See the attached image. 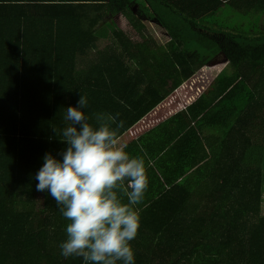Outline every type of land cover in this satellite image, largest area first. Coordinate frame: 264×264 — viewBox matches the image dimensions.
<instances>
[{
    "label": "trees",
    "instance_id": "16d2710c",
    "mask_svg": "<svg viewBox=\"0 0 264 264\" xmlns=\"http://www.w3.org/2000/svg\"><path fill=\"white\" fill-rule=\"evenodd\" d=\"M149 1L166 45L136 0H0V264H82L34 180L81 95L145 161L136 264H264V31L223 0Z\"/></svg>",
    "mask_w": 264,
    "mask_h": 264
},
{
    "label": "clouds",
    "instance_id": "9594fccd",
    "mask_svg": "<svg viewBox=\"0 0 264 264\" xmlns=\"http://www.w3.org/2000/svg\"><path fill=\"white\" fill-rule=\"evenodd\" d=\"M88 100L65 108L59 157L47 153L34 175L35 190L50 196L68 221L59 244L65 259L82 264H136L132 241L141 227L138 206L147 190L146 165L121 144L118 115L86 114Z\"/></svg>",
    "mask_w": 264,
    "mask_h": 264
},
{
    "label": "crops",
    "instance_id": "0c3cea01",
    "mask_svg": "<svg viewBox=\"0 0 264 264\" xmlns=\"http://www.w3.org/2000/svg\"><path fill=\"white\" fill-rule=\"evenodd\" d=\"M223 3L225 8L218 14L219 20H222L225 24L238 28L247 27L250 22H253V28L262 29L261 31H264V0H223ZM134 4L135 13L142 23L145 24L147 31L149 32V27L155 28H150L152 32L150 36L155 37L158 29L163 30L157 14L165 15L166 9L151 3L149 0H136ZM139 13H141V16H144V18L139 16ZM152 15L156 17L153 20L149 18ZM261 31L254 33V35L260 37L262 34ZM96 55V52L92 53L90 56L91 59H95Z\"/></svg>",
    "mask_w": 264,
    "mask_h": 264
},
{
    "label": "rangeland",
    "instance_id": "374dc122",
    "mask_svg": "<svg viewBox=\"0 0 264 264\" xmlns=\"http://www.w3.org/2000/svg\"><path fill=\"white\" fill-rule=\"evenodd\" d=\"M139 16H141V13H139ZM142 18H144V16H141ZM150 28H153V29H155L154 27H149V34L151 33L152 34V32H151V29ZM150 34V35H151ZM154 39H156V41L160 44V45H166L169 41H170V37H169V35L167 36V33L164 31V29L163 30H160V29H158L157 30V33H156V36L154 37V36H152ZM218 61L217 62H223V60H221V59H217ZM219 68V67H218ZM213 69H216V68H213ZM212 73H213V70H212ZM263 216H264V204H263Z\"/></svg>",
    "mask_w": 264,
    "mask_h": 264
}]
</instances>
